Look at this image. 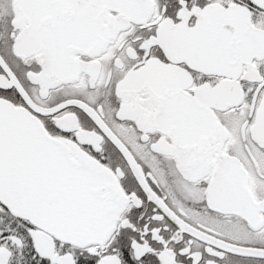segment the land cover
Masks as SVG:
<instances>
[{
  "label": "snow or ice",
  "instance_id": "snow-or-ice-1",
  "mask_svg": "<svg viewBox=\"0 0 264 264\" xmlns=\"http://www.w3.org/2000/svg\"><path fill=\"white\" fill-rule=\"evenodd\" d=\"M0 264H264V0H0Z\"/></svg>",
  "mask_w": 264,
  "mask_h": 264
}]
</instances>
